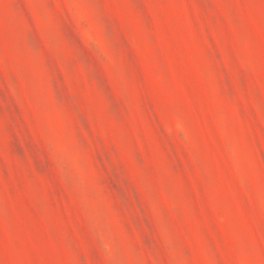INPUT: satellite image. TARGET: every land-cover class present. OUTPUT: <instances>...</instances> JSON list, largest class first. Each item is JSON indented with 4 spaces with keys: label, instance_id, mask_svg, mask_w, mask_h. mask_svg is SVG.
I'll use <instances>...</instances> for the list:
<instances>
[{
    "label": "rangeland",
    "instance_id": "1",
    "mask_svg": "<svg viewBox=\"0 0 264 264\" xmlns=\"http://www.w3.org/2000/svg\"><path fill=\"white\" fill-rule=\"evenodd\" d=\"M0 264H264V0H0Z\"/></svg>",
    "mask_w": 264,
    "mask_h": 264
}]
</instances>
